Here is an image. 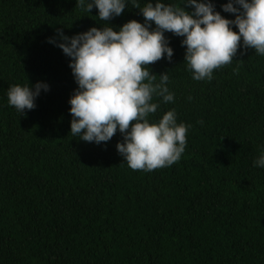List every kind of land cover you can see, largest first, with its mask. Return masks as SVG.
Instances as JSON below:
<instances>
[{
    "label": "trees",
    "instance_id": "16d2710c",
    "mask_svg": "<svg viewBox=\"0 0 264 264\" xmlns=\"http://www.w3.org/2000/svg\"><path fill=\"white\" fill-rule=\"evenodd\" d=\"M212 2L235 19L223 11L228 0ZM76 3L0 0V264H264V168L254 166L264 149V56L241 46L211 81H196L183 37L165 32L172 60L148 67L157 82L167 72L175 100L150 119L175 109L187 146L170 167L132 170L119 131L99 145L70 133L78 85L49 38L145 18L131 0L108 22ZM37 82L49 90L34 109L9 105L10 85Z\"/></svg>",
    "mask_w": 264,
    "mask_h": 264
},
{
    "label": "clouds",
    "instance_id": "9594fccd",
    "mask_svg": "<svg viewBox=\"0 0 264 264\" xmlns=\"http://www.w3.org/2000/svg\"><path fill=\"white\" fill-rule=\"evenodd\" d=\"M128 2L77 0L76 5L90 13L97 8L99 20L108 22L120 16ZM131 2L140 9L143 23L129 20L119 30L93 26L72 37L58 30L61 41L49 38V42L70 57L69 67L78 85L69 99L72 136L99 145L119 131L123 141L116 147L127 165L151 172L181 159L189 128L178 123L175 109L159 120L150 119L161 103L175 100L167 72L157 82L148 67L164 58L172 60L174 50L165 32L183 37L184 61L192 78L211 81L214 70L231 64L241 46L264 56V0H228L223 11L236 14L235 19L221 15L212 0H181L179 5L149 0L143 7L137 0ZM41 90L48 91L49 85H10L8 103L24 114L36 107ZM254 166L264 168V149Z\"/></svg>",
    "mask_w": 264,
    "mask_h": 264
}]
</instances>
